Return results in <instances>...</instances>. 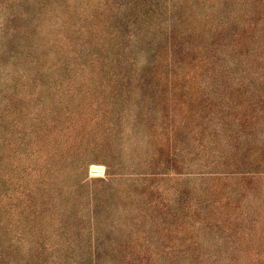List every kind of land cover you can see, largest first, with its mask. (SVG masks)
I'll use <instances>...</instances> for the list:
<instances>
[{
    "label": "rangeland",
    "instance_id": "rangeland-1",
    "mask_svg": "<svg viewBox=\"0 0 264 264\" xmlns=\"http://www.w3.org/2000/svg\"><path fill=\"white\" fill-rule=\"evenodd\" d=\"M0 264H264V0H0Z\"/></svg>",
    "mask_w": 264,
    "mask_h": 264
}]
</instances>
